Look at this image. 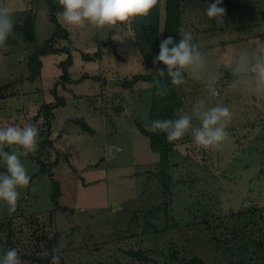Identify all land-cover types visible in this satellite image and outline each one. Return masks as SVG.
<instances>
[{
    "label": "rangeland",
    "instance_id": "obj_1",
    "mask_svg": "<svg viewBox=\"0 0 264 264\" xmlns=\"http://www.w3.org/2000/svg\"><path fill=\"white\" fill-rule=\"evenodd\" d=\"M182 2L184 30L206 63L200 81L186 74L179 86L174 119L201 101L205 108L226 105L232 119L222 150L197 146L190 133L175 141L161 181L159 155L137 128L142 122L150 129L153 86L125 85L151 71L140 60L129 24L78 29L58 19L70 39L54 48L67 47L72 64L62 70L68 56L47 54L32 82L30 55L46 42L53 45L47 0H0L15 21L7 51L0 50V126L35 124L39 115L35 125L44 133L45 104L64 99L51 123V146L39 139L35 153L20 157L30 184L20 189L15 213L0 201V223L16 218L29 229L24 221L32 219L52 237L48 215L59 190L61 208L53 215L59 264H264V97L237 87L230 72L241 52L264 43V0H223L224 23L205 14L215 0ZM30 16L37 39L25 44L22 26ZM65 73L70 84L62 81ZM211 76L219 96L207 90ZM6 171L1 159L0 173Z\"/></svg>",
    "mask_w": 264,
    "mask_h": 264
},
{
    "label": "clouds",
    "instance_id": "obj_2",
    "mask_svg": "<svg viewBox=\"0 0 264 264\" xmlns=\"http://www.w3.org/2000/svg\"><path fill=\"white\" fill-rule=\"evenodd\" d=\"M164 0H58L63 9L57 13V18L69 28L82 29L91 25L98 30H112L119 25L131 24L136 18H147L157 5L163 6ZM223 0H215L208 5L206 16L224 23L226 9L220 5ZM14 13L6 5L0 4V50L7 51L8 40L14 34ZM180 39L174 41L168 36L160 42L159 54L153 57V69L149 72L155 79L156 94L167 95L166 84L161 78H171V84L179 87L186 83V74L200 81L205 71V58L199 46L193 43V36L179 29ZM163 64L165 67H160ZM233 83L257 97H264V43L258 45L252 52L243 51L233 61L230 68ZM216 76H211L207 90L212 96H219V91L212 85ZM199 121V126H193V120ZM232 119V113L226 105L216 104L205 108L203 102H198L192 112L183 113L178 118L155 119L151 122L153 132L166 134L171 144L190 133L194 143L204 149L222 150L223 144L229 138L227 127ZM39 144V130L35 124L0 126V159L3 160L6 173H0V201L7 205L8 212L15 213L20 197V189L27 188L31 177L28 175L21 156L35 153ZM15 146V147H13ZM11 149L5 151V149ZM60 249L54 248L51 253L44 250L41 256L51 255L50 264H59ZM0 264H24V261L13 248L0 256Z\"/></svg>",
    "mask_w": 264,
    "mask_h": 264
},
{
    "label": "trees",
    "instance_id": "obj_3",
    "mask_svg": "<svg viewBox=\"0 0 264 264\" xmlns=\"http://www.w3.org/2000/svg\"><path fill=\"white\" fill-rule=\"evenodd\" d=\"M47 4L51 22L55 25V33L51 38L53 45L51 46L46 42L45 45L38 47L30 55L28 59V68L30 72L29 80L32 82L40 78L43 68L42 57L47 54L64 53L66 57L68 56L66 60L60 64L62 70H66L67 66L72 64V53L67 47L62 49L54 48L56 41L61 43L70 39L68 30L59 23L57 18V13L62 12L63 9L59 5L58 0H47ZM162 18L164 20H161ZM35 23V17L33 16L27 17L23 23L22 34L23 42L25 44H33L36 42L37 36ZM181 27L184 28L182 0H164L163 6L157 5V7L152 10L149 17L136 18L131 24H129L131 33L134 36L135 46L140 53V60L146 68L150 70L153 69V57L159 54L160 42L162 39L171 36L174 41H179V29ZM87 55L88 54H82V57L87 59ZM160 67L165 66L161 64ZM149 72L146 74H136L134 79L126 82L125 85L130 86L147 82L153 86L149 110L150 129H147L142 122L137 123V128L143 136L149 139L150 149L159 155L160 171H158L157 174L161 177V181H164L163 178L168 171L169 156L172 152L174 143L170 144L167 141L165 133L153 132L151 130V122L155 119L174 120V113L180 107L179 87L171 84V78L167 76V72L165 71V77L161 78V83L167 85L168 92L167 95L159 96L156 94V77ZM61 78L64 84H70L71 80L69 79L68 73H65ZM54 93L56 94V92ZM62 102H64V99L57 97L54 103L45 104L47 105V115L45 116L47 123L44 126V128H46L44 133L46 134H44L42 130L39 131V139L42 140L45 138V140L41 142L42 146L46 144L51 146V123L53 122V119H55L56 111L59 109L61 106L60 103ZM34 119L35 121L33 123L36 124V121L37 119H40V116L37 115ZM82 130L89 133L93 132L88 126L83 127ZM42 167L44 169L45 165L42 164ZM60 196L61 192L57 190V192L51 197L54 208L48 215V220L51 234H53L52 237L45 233L42 228L40 229L37 227V223L32 219L27 222L24 221V224L29 226V229L27 227L24 229L23 226H20L18 224L20 220L16 218H7L4 222L0 223V233L5 234V236H3V255L8 250L15 248L21 259L24 261V264L27 263V261L31 264H50L51 255L45 257L41 256L40 253L44 250L51 253L52 249L58 248L59 235L54 229L53 215L55 210L61 208L59 205ZM25 218L27 217L25 216ZM39 229L43 232H40ZM132 255L142 258L141 253L138 252H132ZM191 264H203V262L199 259H193L191 260Z\"/></svg>",
    "mask_w": 264,
    "mask_h": 264
},
{
    "label": "crops",
    "instance_id": "obj_4",
    "mask_svg": "<svg viewBox=\"0 0 264 264\" xmlns=\"http://www.w3.org/2000/svg\"><path fill=\"white\" fill-rule=\"evenodd\" d=\"M37 29V28H36ZM36 36H37V31H36ZM37 39V38H36Z\"/></svg>",
    "mask_w": 264,
    "mask_h": 264
}]
</instances>
